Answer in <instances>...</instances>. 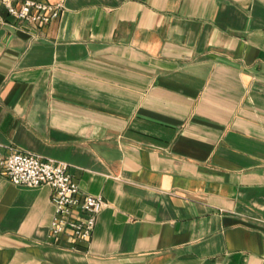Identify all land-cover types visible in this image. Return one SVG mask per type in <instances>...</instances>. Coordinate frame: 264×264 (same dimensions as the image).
<instances>
[{"label":"crops","instance_id":"crops-1","mask_svg":"<svg viewBox=\"0 0 264 264\" xmlns=\"http://www.w3.org/2000/svg\"><path fill=\"white\" fill-rule=\"evenodd\" d=\"M34 1L0 8V155L104 207L55 241L49 187L0 171V264H264V0Z\"/></svg>","mask_w":264,"mask_h":264},{"label":"built area","instance_id":"built-area-1","mask_svg":"<svg viewBox=\"0 0 264 264\" xmlns=\"http://www.w3.org/2000/svg\"><path fill=\"white\" fill-rule=\"evenodd\" d=\"M0 8L19 23L37 25L55 19L60 5L52 6L34 0H0ZM0 171L14 186L49 187L53 206L49 230L55 241L65 234L78 242L88 240L95 217L104 203L100 197L86 195L79 198L77 186L66 173L64 164L12 152L7 156L0 155Z\"/></svg>","mask_w":264,"mask_h":264}]
</instances>
